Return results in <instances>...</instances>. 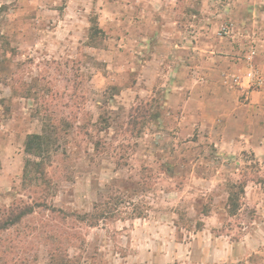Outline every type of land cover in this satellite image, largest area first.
<instances>
[{
    "label": "rangeland",
    "instance_id": "rangeland-1",
    "mask_svg": "<svg viewBox=\"0 0 264 264\" xmlns=\"http://www.w3.org/2000/svg\"><path fill=\"white\" fill-rule=\"evenodd\" d=\"M263 25L264 0H0V210L43 205L0 264H264V85L232 81L250 45L264 77Z\"/></svg>",
    "mask_w": 264,
    "mask_h": 264
},
{
    "label": "trees",
    "instance_id": "trees-1",
    "mask_svg": "<svg viewBox=\"0 0 264 264\" xmlns=\"http://www.w3.org/2000/svg\"><path fill=\"white\" fill-rule=\"evenodd\" d=\"M57 128L45 127L41 134H30L26 138L25 153L28 156L22 177V185L30 187L33 184H46L47 175L45 172L44 160L50 157L52 149L56 144ZM30 157L40 159L35 161ZM43 207L41 202L32 201V204L21 201L14 203L9 208L0 210V234L9 231L17 226L27 217L35 214L36 209ZM67 216L66 218H68Z\"/></svg>",
    "mask_w": 264,
    "mask_h": 264
},
{
    "label": "built area",
    "instance_id": "built-area-1",
    "mask_svg": "<svg viewBox=\"0 0 264 264\" xmlns=\"http://www.w3.org/2000/svg\"><path fill=\"white\" fill-rule=\"evenodd\" d=\"M237 31L238 27L236 23L231 21L224 22L219 29L218 35L220 38H234ZM246 50V70L242 75L234 76L232 81L235 85L245 87L246 89L261 88L264 85V77L255 64L258 47L256 45H250Z\"/></svg>",
    "mask_w": 264,
    "mask_h": 264
},
{
    "label": "crops",
    "instance_id": "crops-1",
    "mask_svg": "<svg viewBox=\"0 0 264 264\" xmlns=\"http://www.w3.org/2000/svg\"><path fill=\"white\" fill-rule=\"evenodd\" d=\"M263 28H264V25H263ZM179 31H181V30L179 29ZM176 45H177V43H176ZM177 46H179V44ZM260 55H261V57L264 58V40L261 42V53H260ZM263 66H264V63H263ZM235 145L239 147L241 144H239L237 141H235Z\"/></svg>",
    "mask_w": 264,
    "mask_h": 264
}]
</instances>
